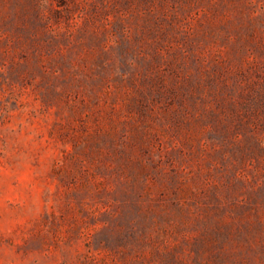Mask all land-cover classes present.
Segmentation results:
<instances>
[{
  "label": "rangeland",
  "instance_id": "374dc122",
  "mask_svg": "<svg viewBox=\"0 0 264 264\" xmlns=\"http://www.w3.org/2000/svg\"><path fill=\"white\" fill-rule=\"evenodd\" d=\"M0 264H264V0H0Z\"/></svg>",
  "mask_w": 264,
  "mask_h": 264
}]
</instances>
